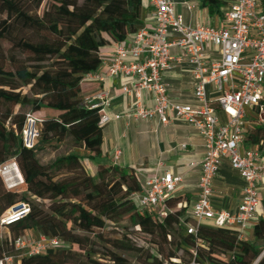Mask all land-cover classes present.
Listing matches in <instances>:
<instances>
[{
    "label": "trees",
    "instance_id": "obj_1",
    "mask_svg": "<svg viewBox=\"0 0 264 264\" xmlns=\"http://www.w3.org/2000/svg\"><path fill=\"white\" fill-rule=\"evenodd\" d=\"M199 1L210 15L221 14L228 3ZM0 5L8 14L0 29V40L17 26L44 34L39 41L21 37L15 42L33 57L32 68L0 67V100L21 108L31 106L42 127L40 140L30 149L21 138L25 116L11 117V112L0 115V164L15 158L26 192L20 196L14 188L5 189L0 174V215L16 203L26 202L31 207L24 218L9 226L14 235L0 239V258L14 248V238L32 229L60 238L63 245L39 254H22L14 264H85L82 256L91 258L98 252L86 249L87 236L74 227L97 235L106 228L107 220L127 215L157 250L152 252L131 243L127 234L118 239V247L153 264H190L193 249L203 264H264V215L253 227L252 240L240 238L239 230L231 226L200 225L196 233H188L184 223L190 221V217H184L188 206L181 205L187 198H169V212L162 218L153 210H141L132 197L142 187L134 169L98 162V171L92 175L77 154L61 155L47 164L38 158L44 144L66 136L89 150L90 159L101 155L104 133L99 124L100 111L83 105L86 95L100 89L94 84L96 80H86L85 75L100 67L103 47L125 41L144 27L146 0H0ZM16 79L32 83L34 95L39 96L16 91ZM45 110L58 116L46 117ZM250 121L244 144L263 150L264 123H256L253 116ZM63 171L70 174L59 177ZM28 193L50 200V205L46 208L41 202L31 201ZM176 258L180 262L173 261ZM113 261L129 264L115 254Z\"/></svg>",
    "mask_w": 264,
    "mask_h": 264
},
{
    "label": "built area",
    "instance_id": "obj_2",
    "mask_svg": "<svg viewBox=\"0 0 264 264\" xmlns=\"http://www.w3.org/2000/svg\"><path fill=\"white\" fill-rule=\"evenodd\" d=\"M146 1L152 9L153 27L144 26L117 44L107 62L108 75L132 79L131 84L122 88L133 102L126 117L157 120L165 125L181 119L204 138L205 154L197 163L201 170L199 193L187 216L192 222H184L188 233H196L203 221L211 220L215 226L237 228L240 238H244V230L260 212L259 184L264 182L262 152L258 148H243L251 116L256 123H264V0H233L220 25L207 23L195 27L184 22L173 0ZM174 47L181 49L183 56L172 54ZM182 59L192 66L193 96L197 102L194 105L172 100L164 77V72ZM85 79L102 82L105 76L90 72ZM145 93L152 95L151 106L146 104ZM111 101L110 91L101 89L86 95L83 105L100 111L99 124L103 126L124 116L107 112ZM220 112L225 114V120ZM39 137V121L30 113L21 131L24 146L33 149ZM120 153L117 148L116 159ZM223 158L230 160L245 182L236 212L216 209L211 199ZM12 168L19 169L15 158L9 164H0V174L7 185L18 181ZM181 181L182 176L170 170L155 172L132 197L143 211L159 209L163 204L164 209L157 212L162 218L169 212L166 201ZM30 209L29 203L20 202L1 214L0 239L6 237L4 230L24 218ZM13 245L22 254L33 255L62 246L63 241L42 234L21 235L14 238ZM192 253L190 264H203L196 259L194 249ZM14 262L15 257L6 253L0 258V264Z\"/></svg>",
    "mask_w": 264,
    "mask_h": 264
},
{
    "label": "crops",
    "instance_id": "obj_3",
    "mask_svg": "<svg viewBox=\"0 0 264 264\" xmlns=\"http://www.w3.org/2000/svg\"><path fill=\"white\" fill-rule=\"evenodd\" d=\"M173 1L176 11L183 16L184 22L195 27L207 23L215 26L220 25L224 12L228 10L230 2L233 0H228L226 6L222 7V13L216 15H210L208 9L204 8L199 0ZM153 25L152 9L148 5L144 26L151 29ZM116 48L117 44H112L101 49L103 61L95 73L104 75L105 80L95 81L94 84L100 90L110 91L112 101L107 112L112 116L117 113L124 114V116L103 125L104 142L100 156L95 157L94 160L90 159L88 157L90 151L83 146L88 151V163L84 162V165L95 166L98 162H105L124 169H134L141 186L145 183L146 178L155 172L162 173L170 170L173 174L182 176V181L173 192V197L187 198L188 201L181 204L188 206L184 216L187 217L199 193L201 170L197 163L202 160L205 154L204 138L193 126L181 119H175L165 125L157 120H135L125 116L131 110L133 102L123 93L122 88L124 84H131L132 79L108 75L107 62L112 58ZM172 54L178 57L183 56L182 50L176 47L172 48ZM164 77L170 86L169 93L172 100L193 105L197 103L193 96L192 66L187 60L182 59L174 62L173 67L164 72ZM145 101L148 106L152 105L150 93H145ZM220 117L222 120L226 119L222 112H220ZM183 144L186 147H182ZM117 148L121 150V153L116 159L115 150ZM243 148L255 147L244 144ZM260 151L264 156L263 150L260 149ZM96 172L91 174L95 175ZM244 183L239 172L232 168L230 160L223 158L219 172L214 179V191L211 198L214 207L219 210L236 212L243 196ZM259 198L261 200L260 212L244 230V239H253V227L264 215V182L259 184ZM159 209L163 210L164 205L161 204ZM159 209L152 210L157 214ZM203 225H213V221L205 220Z\"/></svg>",
    "mask_w": 264,
    "mask_h": 264
},
{
    "label": "rangeland",
    "instance_id": "obj_4",
    "mask_svg": "<svg viewBox=\"0 0 264 264\" xmlns=\"http://www.w3.org/2000/svg\"><path fill=\"white\" fill-rule=\"evenodd\" d=\"M226 6V5H225ZM148 9H146V12ZM43 7L40 8L39 14H42ZM8 14L1 8L0 5V29L3 27V21L8 19ZM43 33H37L35 31H26L22 27L17 26L14 27V29L11 30V32L0 40V67L4 68L6 70H16L20 68L23 65L29 66L32 68L33 64V57L29 52H26L24 50H21L15 45V42L18 41L21 37L31 39L33 41H39L43 38ZM53 59L48 60L46 64L48 65L50 62H52ZM18 87L16 91L21 92L23 94H30L31 96H39L34 95V92L32 91V83H25L24 81H21L19 79H16L14 82ZM9 88V87H7ZM7 112H11V117L15 116L16 114H19L20 116H25V123L27 121L28 115L33 112L32 107H25L21 108L20 105H14L10 102H6L4 100H0V115H4ZM46 117H57V112H52L49 110H45ZM45 117V118H46ZM41 126H40V133H41ZM262 137L264 138V132H262ZM41 138V135L39 137V140ZM264 152V148H263ZM67 154H77L82 157V163L84 162L88 163L87 160V154L88 151L83 148V145L75 143L73 138L71 136H66L64 138H56L52 140L50 143H46L43 146V149L38 152V158L41 163L47 164L54 160L56 157L61 155H67ZM12 159L9 158L6 163H11ZM108 164V163H107ZM112 165V164H109ZM85 166V165H84ZM87 172L90 174L93 172L98 171V164L95 166L86 165L85 166ZM16 173V172H14ZM97 173V172H96ZM70 173H66L65 171L60 172L58 174L59 177L63 175H67ZM17 176V173L15 174ZM18 178V176H17ZM17 185L13 187L19 195L25 194L24 190V183L23 181H20L17 179ZM4 187L5 189H8V185L4 180ZM31 201L34 202H41L43 203L46 208L50 205V200H42L38 199L35 196L31 195L30 193L27 194ZM191 222L192 220L189 219ZM70 225V224H69ZM77 232L80 234H83L87 236L86 243V249L91 252L92 250H97L98 253H93V256L91 257L92 260H97L101 264H116L113 261L114 254L118 256V260H123L129 264H153L151 261H148L142 257H138L133 252L126 251L122 248L118 247V239L124 236V234L128 235V239L131 243L136 244L139 247H142L144 249H151L152 252H155L157 250V247L152 244L150 238L137 230V227L134 225L133 220L130 216H124L122 218H118L114 221L107 220V226L103 231H100L99 234H95L90 231H82L74 227ZM27 235L38 237V233L32 229L27 230ZM4 235L6 237H12L14 233L11 231L10 227L6 228L4 230ZM126 239V238H125ZM128 242V241H127ZM9 255L14 256L15 258H19L22 253L16 250L15 248L9 249ZM83 254V253H82ZM104 254H108L111 257H104ZM180 254H182L180 252ZM221 258H225V256H220ZM85 264H95L93 261H91V258H88L87 256L81 257ZM173 261L180 262L179 258L173 259ZM203 263V262H202ZM167 264V263H166Z\"/></svg>",
    "mask_w": 264,
    "mask_h": 264
},
{
    "label": "bare ground",
    "instance_id": "obj_5",
    "mask_svg": "<svg viewBox=\"0 0 264 264\" xmlns=\"http://www.w3.org/2000/svg\"><path fill=\"white\" fill-rule=\"evenodd\" d=\"M12 170H13V172H16V173H17L18 179H19L20 181H23V180H24L23 175H22L20 169L12 168ZM8 182H9V181H8ZM17 184H18V183H13V184H10V183H9L8 186L13 187V186H15V185H17Z\"/></svg>",
    "mask_w": 264,
    "mask_h": 264
}]
</instances>
